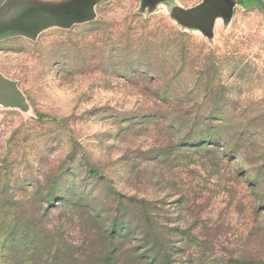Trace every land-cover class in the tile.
<instances>
[{"label":"rangeland","instance_id":"obj_1","mask_svg":"<svg viewBox=\"0 0 264 264\" xmlns=\"http://www.w3.org/2000/svg\"><path fill=\"white\" fill-rule=\"evenodd\" d=\"M201 1L0 41V264H264V0L211 38Z\"/></svg>","mask_w":264,"mask_h":264},{"label":"water","instance_id":"obj_2","mask_svg":"<svg viewBox=\"0 0 264 264\" xmlns=\"http://www.w3.org/2000/svg\"><path fill=\"white\" fill-rule=\"evenodd\" d=\"M102 0H71L58 4L33 3L22 0H0V41L16 37L35 39L42 31L51 28H70L75 24L89 22L94 7ZM168 0H142V8L153 9L157 4ZM46 4V5H45ZM236 6L234 0H202L193 8L184 9L175 6L170 17L179 26L200 31L205 37L211 38L215 22L221 20L226 24ZM12 29H11V28ZM24 98L18 85L0 73V107H19Z\"/></svg>","mask_w":264,"mask_h":264},{"label":"crops","instance_id":"obj_3","mask_svg":"<svg viewBox=\"0 0 264 264\" xmlns=\"http://www.w3.org/2000/svg\"><path fill=\"white\" fill-rule=\"evenodd\" d=\"M37 1H38V0H37ZM51 1H53V0H50V1H48V0H47V1H46V0H39L40 3H41V2L50 3ZM170 1H173V0H168V1L161 2V3H166V2H170ZM161 3H159V4H161ZM41 4H43V3H41ZM159 4H157V5H159ZM157 5H156V6H157ZM141 6H142V0H141ZM156 6H155V7H156ZM175 6H177V5H175ZM175 6H173V7H175ZM173 7H172V8H173ZM178 7H179V6H178ZM172 8H171V9H172ZM145 9H148V7H145Z\"/></svg>","mask_w":264,"mask_h":264},{"label":"trees","instance_id":"obj_4","mask_svg":"<svg viewBox=\"0 0 264 264\" xmlns=\"http://www.w3.org/2000/svg\"><path fill=\"white\" fill-rule=\"evenodd\" d=\"M259 4L263 5V3L260 0H256ZM93 173L95 174V172L93 171Z\"/></svg>","mask_w":264,"mask_h":264}]
</instances>
